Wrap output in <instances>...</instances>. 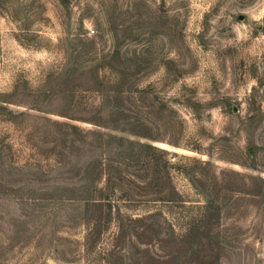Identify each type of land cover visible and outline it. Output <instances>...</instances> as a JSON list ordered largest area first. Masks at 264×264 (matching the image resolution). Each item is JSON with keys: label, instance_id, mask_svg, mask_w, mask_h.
<instances>
[{"label": "rangeland", "instance_id": "obj_1", "mask_svg": "<svg viewBox=\"0 0 264 264\" xmlns=\"http://www.w3.org/2000/svg\"><path fill=\"white\" fill-rule=\"evenodd\" d=\"M0 264H264V0H0Z\"/></svg>", "mask_w": 264, "mask_h": 264}]
</instances>
